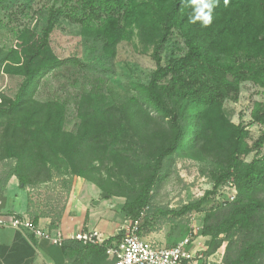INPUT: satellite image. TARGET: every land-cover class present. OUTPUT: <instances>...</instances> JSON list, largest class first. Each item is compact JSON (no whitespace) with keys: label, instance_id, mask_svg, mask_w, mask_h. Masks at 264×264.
Listing matches in <instances>:
<instances>
[{"label":"rangeland","instance_id":"rangeland-1","mask_svg":"<svg viewBox=\"0 0 264 264\" xmlns=\"http://www.w3.org/2000/svg\"><path fill=\"white\" fill-rule=\"evenodd\" d=\"M84 2L69 0L68 5L72 8L69 15L80 16L85 11ZM60 3V0H0V105L16 96L24 80V76L16 72L19 59L16 57H20L28 45L27 40L24 42L23 31L32 32L31 40L41 34L47 25L49 8ZM141 18L129 26V37L119 42L113 55L105 49L101 38L89 34L70 17H61L51 36V51L60 58L72 59V62L50 72L42 80L35 97L42 102L63 103L67 111L64 130L73 134L78 133L84 116L112 122L116 131L112 132L107 144L94 147L86 156L71 159L51 150L44 160L41 158L35 167L29 168L23 157L11 152L12 140L6 138V127L11 118L0 117V170L3 177L10 167L27 172L32 213L63 215L75 181L86 180L109 193L110 197L102 196L100 208L117 211L119 215L114 224H123L130 218L124 205L139 195L142 185L153 173L159 150L171 135L168 119L161 121L159 132L153 133L157 131L154 124L149 126V132L142 129L135 132L123 115L124 105L136 94L133 85L148 84L156 69L153 53L159 28L145 20L149 16ZM13 50H16V57L11 60ZM185 52L183 39L174 32L161 51L163 63L173 55ZM163 84L166 86L165 99L180 114L184 140L178 151L163 162L160 177L150 192V202L143 208V234L159 243L173 245L190 230L197 229L210 264H264V251L250 258L242 256L250 244L264 243V207L254 210L248 220L237 214L223 226L235 208L249 201L264 204V186L254 191H240L234 179H229L209 195L201 209L182 215L164 213L197 201L213 189L216 176L229 164L233 138L231 124L243 122L248 127L249 143L262 134L264 124L250 123L255 103H264V85L250 80L242 82L237 97L226 98L220 109H212L202 119L200 114L205 108L181 97L178 94L180 83L167 79ZM196 131L200 135L193 142ZM143 135L147 137L141 139ZM255 155L253 152L243 157V163H250ZM263 155L264 147L259 157ZM75 167L83 176L75 173ZM229 193L236 198L216 207ZM109 198L112 203L108 202ZM213 206L215 208L211 209ZM210 211L212 214L207 217ZM204 225L224 230L217 237L212 233L202 235ZM213 245L218 246L214 248Z\"/></svg>","mask_w":264,"mask_h":264},{"label":"trees","instance_id":"trees-1","mask_svg":"<svg viewBox=\"0 0 264 264\" xmlns=\"http://www.w3.org/2000/svg\"><path fill=\"white\" fill-rule=\"evenodd\" d=\"M60 1V5L53 4L49 8L47 25L41 34L31 40L32 32L23 31L24 42L27 40L28 45L22 55L16 57V50L12 51L10 59L19 58L16 72L23 75L24 80L16 96L0 105V117L11 118L6 127V138L12 140L11 152L23 157L29 168L35 167L41 158L44 160L51 150L71 159L86 156L94 147L107 144L112 132L116 131L112 122L84 116L78 133L73 134L64 130L67 111L63 103L42 102L35 97L42 80L50 72L72 62V59L60 58L51 51V36L58 20L70 17L89 34L101 38L105 49L113 55L119 42L129 37V26L140 21L142 16H149L145 20L154 28H159H156L159 36L154 43L153 53L156 69L148 84L133 85L136 94L128 99L122 111L130 129L135 132L140 129L149 132L151 124L157 130L153 133L159 132L161 121L168 119L171 135L167 144L159 150L153 173L142 185L139 195L127 200L124 205L126 215L136 218L150 202V192L160 177L165 158L178 151L184 140L180 114L165 99L163 91L166 86L163 82L172 79L180 83L178 94L192 104L205 108L207 113L204 111L200 114L202 119L212 109H220L226 98L237 97L242 82L250 80L264 85V0H229L227 5L224 0H219V5L213 10V22L207 27H202L199 22H189L193 9L185 6L183 0H85V11L80 16L74 13L69 15V10H72L68 5L69 0ZM143 23L147 26L146 22ZM174 32L183 39L186 52L173 55L163 63L161 51ZM251 115L250 124H264V103L256 102ZM231 127L233 138L229 164L216 176L213 189L197 201L180 209L165 210L164 213L182 215L201 209L209 195L229 179H234L240 191H254L264 186V155L259 157L264 147V130L253 143H249L250 131L243 122L231 124ZM199 135L200 132L196 131L192 141L198 139ZM140 137L143 139L147 136ZM253 152H256L253 160L243 163L242 158ZM242 164L244 167H240ZM75 170L76 174L83 176L76 167ZM13 175L18 177L23 188L27 187L29 179L26 171L10 167L3 179L6 181ZM31 202L29 194L28 210L33 222L37 225L41 217L48 216L52 219L51 227L56 228L62 214L54 217L32 213ZM260 207H264V204L249 201L235 208L223 226L228 225L237 214L250 219L253 211ZM211 214L212 211L207 217ZM223 230L204 225L201 234L212 233L217 237ZM84 246L97 248L107 256L103 247ZM262 251L264 243L258 241L250 244L242 256L250 258Z\"/></svg>","mask_w":264,"mask_h":264},{"label":"crops","instance_id":"crops-1","mask_svg":"<svg viewBox=\"0 0 264 264\" xmlns=\"http://www.w3.org/2000/svg\"><path fill=\"white\" fill-rule=\"evenodd\" d=\"M2 174L0 170V216L6 219H11L14 213L29 216L28 188L22 187L17 176L5 181ZM103 193L90 181L76 180L70 202L54 229L68 234L82 229H98L108 236L116 234L122 225L114 224L119 214L115 209L100 208ZM108 202L112 203L111 198ZM51 222V217L43 216L38 226L52 230ZM0 264H112V259L99 249L86 247L78 241L68 240L64 245H56L31 231L0 226Z\"/></svg>","mask_w":264,"mask_h":264},{"label":"built area","instance_id":"built-area-1","mask_svg":"<svg viewBox=\"0 0 264 264\" xmlns=\"http://www.w3.org/2000/svg\"><path fill=\"white\" fill-rule=\"evenodd\" d=\"M230 185H234L230 181ZM235 187V186H233ZM236 197L229 193L221 201L227 203ZM145 209L136 218L125 219L114 235H106L98 229L79 230L65 233L60 229L44 230L36 225L31 217L14 213L11 219L0 216V226L13 227L21 232L31 231L37 237L48 239L56 245H64L73 240L83 245L103 247L112 264H210L205 255L206 249L201 247L198 230L190 232L173 245L159 243L146 237L142 232Z\"/></svg>","mask_w":264,"mask_h":264},{"label":"clouds","instance_id":"clouds-1","mask_svg":"<svg viewBox=\"0 0 264 264\" xmlns=\"http://www.w3.org/2000/svg\"><path fill=\"white\" fill-rule=\"evenodd\" d=\"M187 7H192L189 15V22L192 24L200 23L202 27H207L213 22V10L219 5V0H183ZM229 0H224L227 5Z\"/></svg>","mask_w":264,"mask_h":264},{"label":"water","instance_id":"water-1","mask_svg":"<svg viewBox=\"0 0 264 264\" xmlns=\"http://www.w3.org/2000/svg\"><path fill=\"white\" fill-rule=\"evenodd\" d=\"M108 196H109L108 193H106V192L103 193V197H108Z\"/></svg>","mask_w":264,"mask_h":264}]
</instances>
